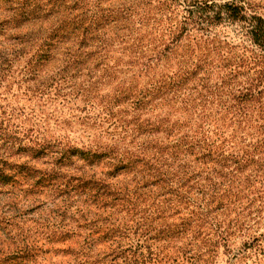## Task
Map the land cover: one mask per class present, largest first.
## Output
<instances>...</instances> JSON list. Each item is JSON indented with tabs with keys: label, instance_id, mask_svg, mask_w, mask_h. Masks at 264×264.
I'll return each mask as SVG.
<instances>
[{
	"label": "trees",
	"instance_id": "16d2710c",
	"mask_svg": "<svg viewBox=\"0 0 264 264\" xmlns=\"http://www.w3.org/2000/svg\"><path fill=\"white\" fill-rule=\"evenodd\" d=\"M246 4L0 0V82L30 55L18 80L29 95L54 87L57 95H84L87 104L100 97L115 134L112 142L99 136L78 146L13 124V113L0 116V193L11 199L43 193L54 202L56 218L76 203L79 226L95 224L108 207L126 211L135 232L148 239L192 230L207 244L216 237L228 245L241 234L245 248L263 257L253 264H264V53L176 48L189 25L205 30L203 23L228 18L248 22L264 51V17ZM220 68L225 72L213 77ZM104 79L113 85L111 94L99 96ZM101 165L107 169L99 171ZM7 205L0 227L17 219ZM117 221L106 236L119 238ZM71 232L62 227L54 234ZM11 233L0 232L10 243L0 264H14L31 249L26 237ZM179 252L188 264L205 254Z\"/></svg>",
	"mask_w": 264,
	"mask_h": 264
},
{
	"label": "rangeland",
	"instance_id": "374dc122",
	"mask_svg": "<svg viewBox=\"0 0 264 264\" xmlns=\"http://www.w3.org/2000/svg\"><path fill=\"white\" fill-rule=\"evenodd\" d=\"M216 2L250 3V10L264 17V0ZM202 26L205 30L197 29V25H189L187 34L176 48H226L224 53L228 48H234L232 50L237 53L252 49L264 53L261 47L253 42L248 22L225 18L214 24L203 23ZM0 39L3 38L0 36ZM29 56L25 55L15 63L11 75L0 82V116L5 118L13 113V124L39 129L42 133L38 135L49 140L63 139L82 146L100 136L103 141L112 142L111 139L115 136L111 130L113 123L105 119L109 110L103 107L105 101L101 102L100 97L87 104L84 95L65 92L57 95L54 87L50 89V94L44 96L29 95V92L25 91L27 83L20 84L18 80L22 78L21 67ZM170 58H173L172 63L175 64L177 59H174L173 54H170ZM224 72L225 69L220 68L214 72L213 77H218V74ZM81 81L80 78L77 83ZM107 81L105 80V84L98 90L99 96L111 94L113 85ZM122 106V103L115 105L114 110ZM106 169L103 165L98 167L99 171ZM19 194L18 198L11 199L4 192L0 193V209L1 206L7 209V204H12L13 211H17V219H12L14 221L10 225L3 224L0 229L5 233H20V239L26 237L31 245L25 256H17L14 259V264H188L179 252L181 247L193 252H205L197 264H253L263 258L255 248H245L246 239L241 234L232 236L226 243L228 245H224L225 243L216 237H213L211 244H207L202 236H195L192 230L167 240L148 239L142 231L135 232L136 224L131 214L126 211L108 207L107 211L98 214L99 221L95 224L79 226L81 219L76 203L68 209L67 215L62 216L59 213L56 218V214L52 213L55 205L50 197L47 198L43 193ZM90 214L93 216V212ZM115 219L121 222L122 229L117 239L112 238L111 234H105V230ZM62 227L71 228L73 232L58 237L54 232ZM260 231L261 228L258 232ZM9 244V241L0 239V252L7 251ZM209 247L215 250L216 255L206 253Z\"/></svg>",
	"mask_w": 264,
	"mask_h": 264
}]
</instances>
